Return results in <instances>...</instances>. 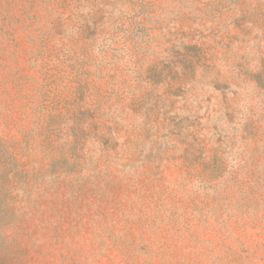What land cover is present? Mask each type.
Listing matches in <instances>:
<instances>
[{
    "label": "rangeland",
    "instance_id": "374dc122",
    "mask_svg": "<svg viewBox=\"0 0 264 264\" xmlns=\"http://www.w3.org/2000/svg\"><path fill=\"white\" fill-rule=\"evenodd\" d=\"M0 264H264V0H0Z\"/></svg>",
    "mask_w": 264,
    "mask_h": 264
}]
</instances>
